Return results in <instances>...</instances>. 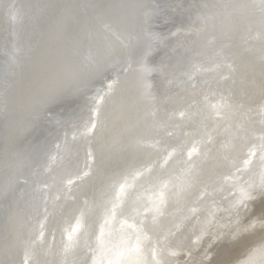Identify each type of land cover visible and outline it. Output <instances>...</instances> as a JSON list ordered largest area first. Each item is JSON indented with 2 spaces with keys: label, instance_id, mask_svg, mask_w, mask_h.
<instances>
[{
  "label": "snow or ice",
  "instance_id": "snow-or-ice-1",
  "mask_svg": "<svg viewBox=\"0 0 264 264\" xmlns=\"http://www.w3.org/2000/svg\"><path fill=\"white\" fill-rule=\"evenodd\" d=\"M48 9L49 39L23 116L15 121L17 136L27 137L39 122L51 121L54 107L88 91L97 78L107 79L109 69L115 75L91 98L87 120H55L65 129L55 154L40 141L10 154L9 172L0 182L5 204L0 264H48L40 259L37 239H25L24 192L17 197L16 188L37 185L33 197L39 194L45 211L40 228H47L52 186H40L36 178L70 151L69 129L72 142H82L87 151L83 167L62 170L51 197L57 203L63 199L62 214L69 213L63 221L62 264H172L185 250L191 257L193 246L211 235L220 211L246 223L234 233L235 255L217 264H264V0L187 8L177 0L52 3ZM176 13L193 17L186 40L157 61L160 47L185 27L167 35L159 30L175 26ZM253 29L259 35V66L244 65L251 70L245 78L238 75L237 61L255 51L249 46ZM22 62L23 47H18L13 70ZM256 94L259 102L252 100ZM4 113L9 114L7 103ZM134 148L155 158L106 171L117 154ZM97 183L104 185L99 193ZM229 189L228 206L221 209L216 197ZM35 233L33 226L30 235ZM212 247L210 242L198 264H213ZM82 248L83 255L69 261Z\"/></svg>",
  "mask_w": 264,
  "mask_h": 264
},
{
  "label": "bare ground",
  "instance_id": "bare-ground-1",
  "mask_svg": "<svg viewBox=\"0 0 264 264\" xmlns=\"http://www.w3.org/2000/svg\"><path fill=\"white\" fill-rule=\"evenodd\" d=\"M133 0H0V182L6 179L9 172V156L16 150L23 149L28 143H35L40 141L48 147H51L53 154H55V147L57 143H64V127H57L55 120L67 121L68 124L73 123L78 118L82 123L87 120L90 113L91 98L96 94L97 89H102L107 81L112 79L115 75L112 69H109L103 77L97 78L91 85L90 89L82 94L76 95L65 101L60 106L53 108V119L51 121H41L30 132L27 137H19L14 131L15 121L23 116L22 105L27 99L30 86L35 79L38 61L45 51V44L49 37L47 35L48 25L50 23L51 10H45V5L52 3L60 4H90V3H105V4H119L130 3ZM182 2L185 8L193 3L195 4H214L218 0H177ZM9 6H13L12 13L17 14V21L13 22L9 12ZM193 17L188 13H176L174 15L175 26L172 23L161 25L159 30L167 35L170 31L175 32L181 28V24L185 27L180 31V34L175 37H169L165 45H162L158 50L155 59L158 61L161 57L165 56L170 49L176 48L186 40L187 26L191 24ZM251 41L249 46L255 49L250 54H244L238 61L241 66V71L238 73L241 77H249L251 70L246 69L244 65H251L258 68V50H259V35L253 29L251 32ZM18 47H23V62L19 67L13 70L11 62L13 53ZM123 78V74H122ZM253 102H259L260 97L258 94L252 97ZM9 105V114L6 117L4 113V105ZM59 137V139H57ZM68 141L70 151L63 153V160L57 161L53 169L49 172L41 173L36 179L39 180L40 186L43 184H50L51 195L48 203V220L47 228L41 229L40 223L45 220L44 202L43 199L36 194L33 197V189L37 187L33 184L31 188L25 187L21 184L16 188V195L19 197L21 192H24L23 197V215L26 221L25 239H37L38 244H41L40 259L47 261L48 264H62L64 259L62 255L63 243L62 237L66 240V233L62 234V229L65 227L63 221L69 215L67 211L62 214L61 206L64 200L61 199L58 203L52 201L51 197L57 194V189L60 185L62 170L64 168L74 169L77 165L83 167L85 160V153L87 147H81L82 142H72V130L68 131ZM148 150L143 153L139 149H132L123 155L117 154L112 162L106 165V171L110 173L113 169L119 167L124 168L132 166L133 164L145 163L149 159H154ZM103 183H97L95 191L99 193L103 189ZM231 193H222L216 199L220 203L221 209L226 208L227 198ZM92 193H89L91 197ZM145 197L150 193H145ZM84 197H81V201ZM5 204L0 198V210L4 208ZM169 208V211H173ZM203 215V214H201ZM124 217H121L122 221ZM150 220V218H149ZM195 221L193 220V223ZM73 223H75L73 221ZM129 224L134 223L128 220ZM244 223H237L233 216L230 217L229 213L220 211L216 213V219L212 228L210 229L211 235L206 237L198 245L193 246L191 257H189L187 250L178 255L172 264H184L185 260H189L190 264H198L203 259L205 251L209 248L211 242L214 247L211 248L209 253L213 264L218 261H226L231 259L238 250V245L234 242V233L240 228L244 227ZM35 227V236L30 235V230ZM120 222L115 224V228H120ZM190 226V225H189ZM41 231L44 236L41 237ZM99 232V225H97V233ZM198 234V233H197ZM85 237H81V245L85 242ZM195 240V236L191 237ZM86 249L77 250L74 256H69L68 259H78L83 255ZM20 259H23V253H20ZM91 259V258H89Z\"/></svg>",
  "mask_w": 264,
  "mask_h": 264
}]
</instances>
